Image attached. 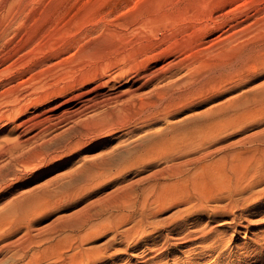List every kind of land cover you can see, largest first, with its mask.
I'll return each instance as SVG.
<instances>
[{"label": "bare ground", "instance_id": "1", "mask_svg": "<svg viewBox=\"0 0 264 264\" xmlns=\"http://www.w3.org/2000/svg\"><path fill=\"white\" fill-rule=\"evenodd\" d=\"M17 1L0 0V42L9 34V25L2 21L11 18ZM181 18L186 20V14ZM243 23L244 21L240 20L236 24ZM22 49L21 46H14L12 54L7 53L0 57V67L5 65L0 69V77H2L0 78V99L7 96L14 97L11 104L2 105L3 102L0 104V129L13 124L16 116L25 114L27 108L24 102L33 100L31 99L33 94L19 96L14 91L8 95L10 88L14 87L16 77L22 74V59L18 56L19 58L12 60L11 63H8V60L19 54ZM244 54L239 58L242 59ZM54 60L55 56L51 55L48 63L52 64ZM40 63L42 65V62ZM38 66L35 64L32 71H35ZM124 68L119 69L120 71L113 74L114 76L107 74L106 80L105 76H98L97 85L93 84V88L90 86L70 96L69 93V97L66 96L47 110L38 113H35L37 110L29 112L24 120L15 124L14 128H23L15 141L10 145H0V205H2L0 207V264L3 261L2 258L7 255H9V264H30L32 261H36L37 264H100L111 260L112 256H107V253L112 245L134 241L142 244L140 242L145 241V238L151 240L154 233L163 227L159 221H156L154 210L160 211L166 206L165 204H168L167 206L170 204L169 207L173 206L182 219L185 215L187 216V213H197L196 218L193 217L192 222L189 221L193 225L198 224L200 217L204 214H209L213 223V216L218 212L230 213L228 209L236 207L245 209L250 202L259 198L264 192V189L259 191L253 189V191L251 188V191L247 192L248 187L241 186L243 181H246L248 172L246 166L239 162L242 152L252 156L258 155L255 158L256 163L253 161L255 166L253 165L250 171L259 167L262 170L261 174L264 173V139L261 140L264 138V129L243 136L244 139L238 140L239 137L233 142H230V139V143L223 138V141L218 142L217 147L215 142L209 141L201 153L195 150V152L185 151L184 153L186 148H182L188 144L196 147L195 145H201L207 141V137L216 128L217 116H226L231 109L246 104L243 102L252 99L250 96L264 97V86L260 89L261 91L252 92L250 95L238 93L241 96L235 95L236 97H230L231 99L228 98L231 96L229 95L228 99L224 98L226 100L218 101L219 103L216 102L202 110H194L195 106L186 110L188 113L185 116L170 120L166 116L169 109H181L179 105L177 107L173 105L183 102L181 97L193 91L189 87L188 91H182V81H166L181 70L180 65L172 61L167 64L166 69L159 67L160 69L154 72H137V74L134 70L131 71L132 69ZM233 68H235L234 65L230 69ZM213 75H205L199 87L213 82L221 76V73ZM129 76L130 82L127 89L124 90L122 87L121 90L111 92L112 94H106L101 90L103 86L107 87V84H110L108 78L111 77L112 80L117 81ZM154 82L157 84L164 82V87L161 89L157 90L155 87L149 91V94H155V96L138 95V91L149 87ZM219 82L222 84V81ZM5 85L9 87L6 86L7 89L2 90V86ZM218 85L215 87L220 86ZM164 94L167 97L171 96V99L158 96ZM200 94L199 96H202ZM213 98L217 99L215 96ZM258 101L261 100L258 99ZM201 102L198 101L202 104ZM184 108L183 106L182 110ZM179 111L177 110L178 113ZM160 117H164L165 120L162 118L161 121ZM63 126L67 127L59 131V128ZM75 148L87 154L76 159L67 158V154L72 153ZM96 149L100 151L92 154L91 152ZM215 156H218L216 160ZM162 159L163 162L159 163ZM226 159H229V163L227 168L224 167L225 170L219 169L217 174L212 172L211 164L226 161ZM207 167L211 168L208 175L214 186L218 188L221 184L227 185L226 188L229 190L226 195L225 193L220 195L221 188L219 194L213 193L208 196L209 191L201 189L195 173ZM58 169L61 171L52 172ZM119 173H122V180L117 183L100 187L92 195L78 197L79 193L90 190L91 185L101 184L102 178L114 177ZM45 175L48 178L37 182ZM51 196L55 199L62 197L58 198L61 201L56 203L58 207L63 203L60 213L55 217L34 218L31 212L39 198L52 199ZM73 196L77 198L70 201L69 198ZM63 197L65 200L62 201ZM67 200H69L68 203L65 202ZM47 209H51L50 204ZM9 213H11L10 216ZM235 220L236 217L233 216L225 222V225L232 226ZM2 225H6V228L3 229ZM211 229L213 227L209 231H205L206 228L201 230L198 236L195 235L196 237L194 230L177 233V237H173L174 240H172L184 244L192 240L204 239L208 233H211ZM165 238L161 243L155 241L142 244L140 248L143 250L131 257L132 261L135 264H147L156 257L157 253L165 249L164 244L169 242L171 237L168 240ZM215 238L213 241H216ZM102 239L105 240L104 243L101 242ZM63 243L68 245L62 246ZM213 243L210 244L213 245ZM172 248L173 246L170 249ZM104 257H108L107 260ZM111 264L116 262L113 261Z\"/></svg>", "mask_w": 264, "mask_h": 264}, {"label": "rangeland", "instance_id": "2", "mask_svg": "<svg viewBox=\"0 0 264 264\" xmlns=\"http://www.w3.org/2000/svg\"><path fill=\"white\" fill-rule=\"evenodd\" d=\"M184 14H186V20L181 18ZM240 20L244 23L237 25L236 23ZM2 23L9 25V34L0 42V57L7 53L12 54L14 46L23 47L21 52L16 54L17 57L15 55L8 60V63H11L16 58L22 59V74L16 77L17 79L13 83L14 87L10 88L8 95L14 91L19 96L33 94L31 97L33 100L24 102L27 114L16 116V121L14 120L13 124L0 129V145H10L15 141L23 129L22 127L14 128L15 124L17 125L24 120L29 112L32 113L37 110L35 113H38L47 110V108L56 105L57 102H61L66 96L69 97L78 93L79 90L90 88V86L93 88L97 85L98 76H105L106 80L107 74L114 76L123 67L127 70L132 69L131 71L134 70L137 74V72H154L162 67L166 69L167 64L172 61L180 65L181 70L166 81H182V91H188L189 87L193 90L191 91L193 94L189 92L184 96L185 98L181 97L183 102L173 105L176 107L179 105L178 107H182L181 109L176 107V110L174 108L169 109L170 112L168 111L166 116L170 120L185 116L188 113L186 110L195 106L194 110H202L216 102L219 103L228 98L231 99L230 97L235 95L238 96L240 93L250 95L264 86V0H18L13 7L11 18L4 19ZM243 54L245 56L240 59V55ZM51 55L55 56V60L49 64L48 58ZM129 63L131 68L128 67ZM35 64L39 66L35 71H32ZM233 65L235 68L231 70ZM3 67L5 65H2L0 69ZM219 73L221 76L215 79L217 81L214 80L216 85L213 81L199 87L201 79L205 75L212 76L214 74L213 76H216ZM129 78L130 76L116 81L110 77L107 80L111 85L108 83L107 87L103 86L101 90L105 91L106 94H112L121 90L122 87L125 90L128 87V82H130ZM219 81H222V84ZM164 82L160 84L154 82L137 93L144 97L155 96V94H149V91L155 87L157 90L161 89L164 87ZM6 86L9 87V85L2 86V90L7 89ZM196 86L198 87L196 88ZM185 87L187 89H184ZM194 92L196 93L194 94ZM235 92L237 94H234ZM199 93L202 96H199ZM158 96L171 99V96L167 97L165 94ZM213 96L219 99H214ZM250 97L254 99L243 102L247 105L242 104L236 109L233 108L234 111L231 109L226 113L227 117L224 115L217 116L216 128L207 137V141L201 145H195L196 147L192 144L183 146L182 148H186L184 153L194 150L201 153L209 141L215 142V147H217L218 142L223 141V138L228 142L231 139L230 142H233L239 137L238 140L244 139L243 136L263 130L264 97L262 95ZM13 98V96L2 98L0 104L1 102H3L2 105L11 104ZM190 98L191 100H189ZM181 103L183 105H180ZM183 106L185 107L184 110H182ZM186 106L189 107L186 108ZM177 110L182 111L178 113ZM162 118L165 120L164 117H160L161 121ZM64 127L67 126L60 127L59 131L64 130ZM190 148L192 150L187 151ZM242 150L245 151V149ZM82 151L75 148L72 153L67 154V158L76 159L85 156L87 153ZM99 151L100 149H96L91 153L96 154ZM181 152L183 153V150ZM257 156H252L246 152H242L240 156L239 162L246 166L248 172L246 181H243L241 185L243 188L248 187L247 192L251 191L250 188L255 189V191L264 189V173L261 174L260 172L262 170L257 167L254 171H250L252 166H255ZM217 157H214L215 160ZM162 162L163 159L159 161V163ZM228 163L229 159L214 162L211 164L213 165L212 172L217 174L219 169L227 168ZM257 163L259 164V162ZM225 164L226 166H224ZM210 170L211 168L207 167L197 171L195 173L197 183L203 191H209L207 196L213 193L219 194L220 188V195L222 193L226 195L229 190L226 188V184L224 186L221 184L217 188L210 182L208 175ZM59 171L61 169L52 172ZM46 177L45 175L43 179L37 182L45 180ZM120 180H122V173L114 177L102 178L101 184L91 185V189L88 188L90 190L79 193L78 197L92 195L100 187L110 186ZM75 197L69 198L70 201ZM56 198L54 196L52 199L49 197L39 198L31 212L32 216L34 218L55 217L60 213L59 211L63 206V203L59 207L57 205L61 201L58 198L62 197ZM162 198L164 197L162 196ZM65 202L68 203L69 200ZM48 203L51 209H47ZM165 205L160 211L154 210L155 219L163 225L162 229L154 233L151 240L145 238V241L140 243L146 244L155 241L161 243L165 237L167 240L171 238L169 242L164 244L165 249L159 253L160 255L157 253L156 257L147 264H264V192L259 198L250 202L245 209L236 207V210L234 208L228 209L230 213L218 212V215L213 216V223H211L210 215L204 214L200 217L199 223L193 225L191 222L192 219L196 218L197 213H187L188 217L185 215L182 219L173 206ZM46 210L47 212H45ZM233 216L236 217L235 224L232 226L225 225V222ZM1 227L5 229L6 225ZM212 227L211 233H208L204 239H196L184 244L173 241L175 236L177 237V233L194 230L196 231L194 236H198L201 230L206 228L205 231H209ZM213 237H216V241H213ZM103 240H101L102 243L105 242ZM100 243L97 244L101 245L102 243ZM210 243H213L214 247ZM97 244L96 246H98ZM142 244H137L134 241L112 245L107 253V256H112L110 257L111 260L100 264H111L113 261L116 264L121 262V264L125 262V264L127 262L128 264H135L131 257L143 250L140 248ZM64 245H68V243H63L62 246ZM172 246L173 248L170 249ZM104 258L107 260L108 257ZM2 260L1 264H9V255L4 256ZM35 262L32 261L30 264H37Z\"/></svg>", "mask_w": 264, "mask_h": 264}]
</instances>
